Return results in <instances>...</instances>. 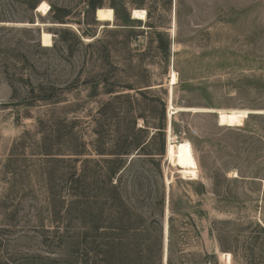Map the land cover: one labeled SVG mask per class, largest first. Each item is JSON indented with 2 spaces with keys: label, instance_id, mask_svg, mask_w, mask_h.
<instances>
[{
  "label": "rangeland",
  "instance_id": "1",
  "mask_svg": "<svg viewBox=\"0 0 264 264\" xmlns=\"http://www.w3.org/2000/svg\"><path fill=\"white\" fill-rule=\"evenodd\" d=\"M88 1L0 0V264L88 261L89 185L103 183L102 162L112 159L95 150L121 135L145 137L132 133L125 107L120 131L100 115L102 103L124 94L143 117L137 128L145 119L152 135L164 118L162 154L134 153L139 162L123 179L127 215L143 219L149 264L168 256L172 264H225L224 254L231 264H264V115L238 114L221 127L206 112H264V0H98L125 7L130 20L133 10L151 12L150 22L114 14L113 24L98 22ZM42 32L51 35L48 48ZM170 104L196 111L170 115ZM160 149L155 136L148 150ZM107 195L97 209L104 244L122 223Z\"/></svg>",
  "mask_w": 264,
  "mask_h": 264
},
{
  "label": "trees",
  "instance_id": "2",
  "mask_svg": "<svg viewBox=\"0 0 264 264\" xmlns=\"http://www.w3.org/2000/svg\"><path fill=\"white\" fill-rule=\"evenodd\" d=\"M98 0H89L87 2V8L90 10V12L93 14L97 9L100 8ZM51 9H55L54 7H51ZM115 14V19L123 22H132L135 20H130V16L127 13V10L125 7H122L119 11L112 8ZM147 20L151 21V12L149 9L147 10ZM63 18L55 17L54 22L57 24H63ZM149 25L151 23H148ZM149 28H152V26H147ZM66 31L60 30L59 35H65ZM155 37L158 39H166L167 36L166 33H160V32H154ZM168 45V42L166 43ZM149 87V86H145ZM128 91H135L134 95H139L143 98L144 92L147 91H141L137 88H127ZM108 94H115L114 92L110 91ZM134 99L133 96L129 94L124 95H116L113 96L109 101H106L101 104V110L100 115L106 116L107 119V126H113L117 128L120 127V112L122 108H126L129 112V117L132 118V126L133 129L131 130L132 133L136 134H143L145 137L141 139V137L134 136L133 137H126L124 135H121L117 138V143L111 147V149H105V150H95V153L100 156H110L112 159L104 160L102 163L104 164L103 168V183H96L95 180L92 179V182L90 183V187L92 186L93 189L96 192H92L90 194V200H89V206H90V225L87 227V232L90 234V243H89V259L85 264H149V260L151 258V253L147 245H144L143 237L145 233L144 225H143V219L139 214L132 213L128 217V208L124 204V198L123 193L126 191V186L123 183V179L125 175L128 173V170L136 164L137 160L140 159L135 157L130 159L136 153L137 156H148V157H155L156 155H161L164 151V142H165V125H164V118H162L161 122L152 123L150 129H154L155 132L151 135L149 134V129L147 126L148 123L143 120V124L145 126L141 128H137V119L143 118L139 117L135 114H133V109L130 103V100ZM127 101V102H124ZM131 113L133 115H131ZM113 124V125H112ZM129 129H126L125 131H128ZM149 135H151V138L148 140ZM161 138V151H153L148 150L150 149V143L154 137ZM160 152L161 154H158ZM74 156L80 157L83 156L80 151H75ZM151 162V161H150ZM139 184V179L136 180L132 187L135 188ZM104 188L106 190L104 191ZM105 192H107V196H109V201H112L113 204L111 205L113 208L118 209L117 218L120 222H122L119 225V228H111L112 232L110 237V243H102L103 241V235L104 232L103 227L98 223L100 219V213L97 211L98 205L100 204L102 197L104 196ZM158 204L161 206V210L163 212L164 206H165V200L164 197H158L157 198ZM170 210L171 206L169 207ZM125 213V214H124ZM173 215V212L171 213ZM124 220V221H123ZM168 226H169V237L172 238L173 236V219L172 217L168 220ZM118 233H123V235L126 233V240L118 239ZM145 244V243H144ZM102 247H105L106 249H103ZM170 252V249H169ZM157 264H162L161 260L159 259ZM166 264H172L170 261L169 256L167 257Z\"/></svg>",
  "mask_w": 264,
  "mask_h": 264
},
{
  "label": "bare ground",
  "instance_id": "3",
  "mask_svg": "<svg viewBox=\"0 0 264 264\" xmlns=\"http://www.w3.org/2000/svg\"><path fill=\"white\" fill-rule=\"evenodd\" d=\"M49 11L48 6L45 3H41L37 8V13H40L43 16H46ZM132 20L144 22L147 19V13L144 10H133L132 11ZM96 20L102 23H109L113 24L114 22V11L111 8H99L96 11ZM41 24L36 23L34 26H40ZM74 28V27H73ZM41 45L44 48H48L52 45L51 35L48 33H41ZM170 86H174L177 84L178 78L175 72H172L169 76ZM172 91V88H171ZM189 111H196L195 109H184V108H173L172 104H170L169 113L177 114L180 112H189ZM202 111V110H201ZM206 112L215 113L218 119L217 124L221 127H230L233 126L235 123V117L238 114H263L264 112H247V111H212L206 110ZM208 114V113H207ZM176 157V146L172 143H169L168 146V159H174ZM223 261L225 264H231V256L230 254L223 255Z\"/></svg>",
  "mask_w": 264,
  "mask_h": 264
},
{
  "label": "water",
  "instance_id": "4",
  "mask_svg": "<svg viewBox=\"0 0 264 264\" xmlns=\"http://www.w3.org/2000/svg\"><path fill=\"white\" fill-rule=\"evenodd\" d=\"M97 11V10H96ZM96 11L94 12V16L96 18ZM131 16H132V12H131ZM249 115H254V114H249ZM257 115H263V114H257ZM218 120H219V116H218ZM165 259V258H164ZM164 264H166V260L164 262Z\"/></svg>",
  "mask_w": 264,
  "mask_h": 264
}]
</instances>
